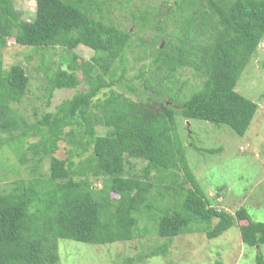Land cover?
<instances>
[{"label":"trees","instance_id":"16d2710c","mask_svg":"<svg viewBox=\"0 0 264 264\" xmlns=\"http://www.w3.org/2000/svg\"><path fill=\"white\" fill-rule=\"evenodd\" d=\"M33 1L34 17L25 20L12 0H0V47L13 38L34 51L85 45L93 54L79 60L72 52L61 60L66 67L51 72L49 96L55 89L86 86L53 112L38 118L34 112L32 121L12 106L26 94L25 68L14 63L5 69L0 54V149L24 144L37 165L50 158L48 175L32 167L29 177L0 189V264H57L59 239L106 244L139 238L142 215L154 220L156 234L169 241L190 231L193 222L204 224L208 238L236 224L242 242L256 246V262L264 264V221L253 220L245 207L230 213L205 198L188 166L176 121L180 115L227 125L240 136L246 132L258 104L235 86L264 35V0H173L158 18L153 11H131L138 19L134 26L153 28L147 39L152 59L127 78H142L137 100L117 90L134 93L136 87L125 76L132 32L103 14V6L114 0ZM169 23L173 26L167 30ZM139 59L144 55L134 60ZM185 68L202 81L180 100L174 88L179 86L177 70ZM96 125L105 129L103 134ZM36 135L38 140L25 146ZM59 141L68 145L63 159L53 156ZM189 145L205 153L221 150ZM133 159L145 160L138 174L132 172ZM94 180L101 186L95 187ZM167 244L148 256L166 252ZM141 259L138 254L134 260ZM127 260L130 264L133 258Z\"/></svg>","mask_w":264,"mask_h":264},{"label":"rangeland","instance_id":"374dc122","mask_svg":"<svg viewBox=\"0 0 264 264\" xmlns=\"http://www.w3.org/2000/svg\"><path fill=\"white\" fill-rule=\"evenodd\" d=\"M12 3L21 18L31 20L34 17L33 0H12ZM124 3V0L111 1L103 6V14L112 23L132 32L129 36L131 46L128 45L125 51V76L126 82L135 86L136 91L131 93L124 89L117 90L137 100L142 90V78L133 81L127 78L138 74L141 67L145 68L152 59L153 50L147 47V39L153 35V28L140 30L134 26L138 19L131 11L135 14H143L145 10L153 11L152 16L158 18L161 12L170 8L173 0H130ZM172 26L173 24L169 23L167 30ZM157 44L158 42L155 45ZM72 52L79 60L89 59L93 54L91 48L85 45H78L71 51L60 47L34 51L29 46L14 43L13 38L7 39L6 44L0 47L4 68L7 69L14 63H22L29 77L25 96L19 104H12L21 114L28 117L29 121L34 119V112L38 118L46 112L55 111L57 104L65 99H72L77 91L86 86L81 83L76 88L55 89L50 96L46 91L51 72L59 65L65 68L66 62L61 60H68ZM140 55H144L145 59L135 61ZM177 71L176 86H179L174 88V92L182 100L191 88L199 87L202 76L191 68ZM235 89L258 104L257 111L242 136L227 125L215 126L207 121L185 120L180 115H176L177 128L185 145L188 166L205 198L216 208L230 213L245 207L253 220L264 221V35L241 72ZM96 130L100 134L105 131L101 125H96ZM38 138V135L27 138L24 141L25 146ZM189 143L205 148L221 147V150L216 153L200 152L194 150ZM67 149L68 145L59 141L53 156L63 159L67 155ZM22 155L25 156L24 160H21ZM34 158L32 152L24 150V144L17 149L4 145L0 149V189L9 188L15 179L29 177L32 167L42 175H48L50 158L45 157L38 165ZM73 160L77 162L79 158ZM144 162L142 159H133L132 172L140 173ZM93 182L95 187L101 186V180ZM111 196L117 197L114 193ZM139 218L138 225L144 230V235L129 241L94 244L59 239L57 264H129V258H133L130 264H258L255 259L258 249L242 242L236 224L220 235L208 238L203 231L204 224L193 222L190 231L181 233L169 241L156 234L154 220L144 215ZM215 221L216 219L213 223ZM161 244L168 245L166 252L148 256L149 251ZM260 252L264 260V248L261 247ZM145 253H148V257L144 256ZM138 254L142 255L140 261L134 260Z\"/></svg>","mask_w":264,"mask_h":264}]
</instances>
